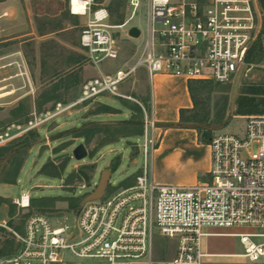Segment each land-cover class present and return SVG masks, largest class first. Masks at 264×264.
Returning a JSON list of instances; mask_svg holds the SVG:
<instances>
[{"label":"built area","instance_id":"obj_1","mask_svg":"<svg viewBox=\"0 0 264 264\" xmlns=\"http://www.w3.org/2000/svg\"><path fill=\"white\" fill-rule=\"evenodd\" d=\"M143 2L148 29L141 53L133 63L102 72L105 62L120 58L119 33ZM128 9L130 17L116 25L99 0L69 1L73 15L88 17L80 43L99 74L82 84L77 100L59 102L24 124H12L0 133V146L102 96L133 100L121 88L142 68L151 83L164 73L227 85L240 76L248 78L255 67L248 57L264 28L259 0H129ZM141 107L146 139L135 183L112 187L75 214L31 215L23 232L13 231L17 248L1 257L0 264H205L212 254L204 251L203 238L215 235L209 230L241 228L250 232L234 234L244 248L239 256L264 264V115L245 116L242 135L212 138L208 181L161 185L154 180L158 125L153 105L151 115ZM254 144L259 145L256 153L251 151ZM32 198L24 191L14 203L27 209ZM158 238L176 242L171 258L157 260Z\"/></svg>","mask_w":264,"mask_h":264},{"label":"rangeland","instance_id":"obj_2","mask_svg":"<svg viewBox=\"0 0 264 264\" xmlns=\"http://www.w3.org/2000/svg\"><path fill=\"white\" fill-rule=\"evenodd\" d=\"M69 1L17 0L15 7L11 8L14 14L0 20V133L12 124L28 122L34 113L46 112L59 102L69 103L77 100L82 84L98 75V70L90 63L80 43L81 30L88 17L73 15L69 10ZM99 2L108 9L114 8V12H111V24L118 25L122 22V17L123 21L130 17L129 0ZM116 4H120L117 10ZM147 8L146 2H143L134 19L119 33L120 58L105 62L103 67L116 70L136 61L148 29ZM131 27H138L143 33L137 42L126 34ZM259 40L264 47L263 33L257 41ZM78 58H81V61L76 63ZM252 63L255 67L250 71L248 78L240 76L230 84L208 87L200 97L201 104L197 112L201 116L210 112L213 120L217 113V103L222 104L220 100L225 93L229 95L227 117L232 116L231 122L228 127L217 130L215 135L243 134L247 122L245 117L233 116L237 98L245 85H264V58ZM144 71V68L140 69L137 75ZM71 74L78 77L79 84L60 90L57 93L58 100L46 103L42 110H39L38 104L43 101L44 95L50 93L54 85L65 81ZM136 79L137 77H134L123 84L121 91L129 93L127 87L136 86ZM151 89L152 83L148 80V90ZM203 100L205 102H202ZM131 103L136 104L133 100L102 96L98 101L79 105L62 117L0 146L19 147L23 143L31 145L26 154L15 153L9 159L0 158V196L9 200V204L0 206V258L6 255L4 251L12 244L16 250L17 243L13 231H23L31 215L45 214L57 217L77 213L86 198L98 188L103 172L113 170L112 165L118 160L120 163L114 169L106 193L111 187H124L130 178L136 179L144 162L145 113L142 108L144 134L137 136L135 133L139 125L136 119L141 116L135 113ZM104 105L113 107L118 113H99ZM144 106L151 115V103H145ZM17 109L21 112L20 118L13 115ZM81 132L93 133L91 142L75 137ZM127 135L130 136L125 137ZM158 143L159 138L156 135V147ZM80 144H85L89 151V157L82 161L76 160L73 155L74 149ZM258 148V144L252 145V153H256ZM14 159H22L24 163L16 184L12 185L4 181L12 179ZM92 165H95V170L85 169L91 180H79L80 171ZM46 167L48 172L58 170L61 178L42 174ZM73 174L77 176L70 180ZM24 191H30L32 199H35V203L31 200V206L27 209L19 208L14 203V199L20 197ZM73 197L80 199V207L77 210L69 208L68 199ZM209 231L233 233L248 229ZM156 246L157 260H166L174 255L176 242L158 238ZM203 248L215 253L241 254L244 251L240 238L235 235L205 237ZM204 262L254 264L245 258L225 256L206 258Z\"/></svg>","mask_w":264,"mask_h":264},{"label":"crops","instance_id":"obj_3","mask_svg":"<svg viewBox=\"0 0 264 264\" xmlns=\"http://www.w3.org/2000/svg\"><path fill=\"white\" fill-rule=\"evenodd\" d=\"M16 4L17 0L1 1L0 13L2 16H0V20L13 15L14 12L11 8L12 6L15 7ZM138 39H134L135 42ZM101 71L111 73L115 70L102 66ZM136 77L138 84L132 88L127 87L129 93H122L131 95L133 101L140 106H144L145 103L153 105V116L158 125L156 135L159 138L154 155V180L161 185H193L201 181H208L212 167V150L209 143L200 140V134L196 129L167 127L168 124L180 122L182 110L194 108L190 92L192 81L159 73L155 75L150 91L148 90L147 71L145 70ZM131 104L133 105V103ZM234 117L241 116L235 115ZM209 232L215 235H234L240 232H250V230L233 233ZM204 251L212 254L208 258L240 257L239 253H215L207 249Z\"/></svg>","mask_w":264,"mask_h":264},{"label":"trees","instance_id":"obj_4","mask_svg":"<svg viewBox=\"0 0 264 264\" xmlns=\"http://www.w3.org/2000/svg\"><path fill=\"white\" fill-rule=\"evenodd\" d=\"M3 0H0V2ZM260 6L264 12V0H259ZM120 8V4H116V10ZM110 13L114 12V8L110 7L109 8ZM125 21H123L122 17V22L119 23L118 25L123 24ZM262 33L264 34V28ZM264 58V47L263 43L259 40L257 43L253 46L252 51L248 57L249 62H255L256 60H262ZM81 61V58L76 59V63H79ZM79 84V79L78 77L74 75H68L65 81L59 82L56 85H54L52 91L50 93H46L44 95L43 101L39 102L38 104V109L42 110L43 106L48 103V102H53L58 100L59 96L57 93L62 90V89H69L70 87L76 86ZM223 86L222 84L215 83L213 81H202V80H197V81H192L190 84V92L192 95V99L194 102V108L190 110H182L181 112V120L179 123H173V124H168L167 127H175V128H190V129H196L198 130L200 134V140L204 143H209L212 138L215 136V133L217 130L224 129L229 126L232 116L227 117V111L230 103V98L227 93L224 95L220 102L222 104L217 103L216 105V116L212 120L210 116V112H206L203 116H201L197 111L199 108V105L201 104V99L200 97L205 93L206 89L208 87H219ZM212 90V89H211ZM127 102V101H126ZM202 102H205L204 100ZM129 103V102H128ZM206 105V103H204ZM236 109L235 115H242V116H250V115H264V85H245L240 93V95L237 98L236 101ZM134 111L137 115H140L141 117L137 120V124L139 125V129L136 130L135 135L137 136H142L144 134V121H143V111L142 107L140 105L133 104ZM99 113H108V114H113V113H118L116 112V109L109 105H104L102 111ZM13 115L17 118H20L21 112L19 109L15 110L13 112ZM130 123V122H129ZM94 134L93 133H87V132H81L78 133L75 137L85 139L86 142H91ZM130 135H127L125 137H128ZM112 143V142H111ZM110 143H107V145ZM21 146V147H20ZM19 147H2L0 148V158H11L12 154L14 155L15 153H20V154H26L27 149L31 147L30 144L28 143H23ZM14 151V152H13ZM14 165L15 168L13 170V176L12 179H7L4 182L8 184L15 185L17 182V178L21 172V169L23 167L24 160L22 159H14ZM120 160H118L117 163H114L112 165V171L114 172L115 168L119 165ZM95 165L92 166H87L84 169H82L79 173V180H86L89 181L91 178L87 176L88 174L85 172V169L88 170H95ZM42 174L47 175V176H52V177H59L61 178V174L59 173L58 170L55 172H48L47 167L42 171ZM77 175L73 174L71 176L72 180L74 177ZM136 181V179H129L126 181L124 187H128L133 185ZM112 188V187H111ZM109 190L108 192H111ZM69 208L70 209H79L80 207V199H77L75 197L69 198ZM32 203H35V199H32ZM2 204H9V200L5 197L0 196V206ZM11 226V225H10ZM20 230V229H19ZM21 232H23L21 230ZM15 251V247L12 244L10 248H8L4 253L6 255H9ZM5 255V256H6Z\"/></svg>","mask_w":264,"mask_h":264},{"label":"water","instance_id":"obj_5","mask_svg":"<svg viewBox=\"0 0 264 264\" xmlns=\"http://www.w3.org/2000/svg\"><path fill=\"white\" fill-rule=\"evenodd\" d=\"M141 33L142 32L138 27H132L129 31L130 37L134 39L140 38ZM73 155L76 160L82 161L85 160L87 157H89V151L85 144H80L74 149ZM112 174H113L112 170H105L103 172L98 188L86 198V200L81 205L80 209L86 203L100 200L105 196L108 186L110 185Z\"/></svg>","mask_w":264,"mask_h":264}]
</instances>
